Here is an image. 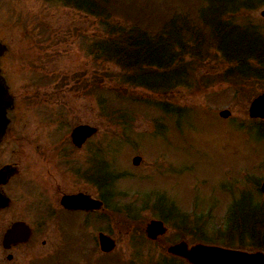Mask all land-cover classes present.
I'll return each mask as SVG.
<instances>
[{
    "label": "rangeland",
    "instance_id": "obj_1",
    "mask_svg": "<svg viewBox=\"0 0 264 264\" xmlns=\"http://www.w3.org/2000/svg\"><path fill=\"white\" fill-rule=\"evenodd\" d=\"M239 1L243 4L227 11L234 0H108L111 23L138 27L149 36L162 33L166 38L169 24L193 36L201 28L202 58L164 55L166 60L175 58L170 70L185 73L178 83L172 77L179 74L165 76L160 83L172 86L151 90L136 85L138 79L129 82L116 60L93 49L108 34L100 19L63 0H0V39L8 44L0 59L1 73L19 90L18 97L33 94L25 98L31 107L22 106L26 126L32 127L42 114L34 110L37 94L56 86L63 89L57 101L42 100L52 121L68 115V106L72 125L82 118V124L98 128L82 146V192L104 198L106 209L82 213V248L79 232L67 231L56 262L186 264L170 256L167 247L183 240L199 243V230L227 231L229 208L231 229L260 228L242 199L264 206L259 191L264 181V121L248 115L253 97L264 92V74L248 64L247 75H239L237 64L214 49V32L202 20L207 10L215 24L238 26L225 24L218 42L229 54L243 55L245 47L264 44V3ZM175 53L180 50L175 48ZM80 81L82 88L72 87L67 95V87ZM23 83L29 86L22 88ZM68 99L70 105L64 106ZM224 109L231 111L229 118L219 115ZM135 156L142 157L139 165L132 162ZM163 210L169 212L164 219L168 233L151 242L144 226L162 219ZM183 215L185 225L180 222ZM193 222L201 228L195 229ZM99 232L116 240L114 251L101 252Z\"/></svg>",
    "mask_w": 264,
    "mask_h": 264
},
{
    "label": "flooded vegetation",
    "instance_id": "obj_2",
    "mask_svg": "<svg viewBox=\"0 0 264 264\" xmlns=\"http://www.w3.org/2000/svg\"><path fill=\"white\" fill-rule=\"evenodd\" d=\"M6 79L14 106L8 114L7 131L0 141V264H60L56 260L66 246L67 231L79 232L82 248V213L85 211L63 203L66 197L82 196V144L78 146L72 139L73 130L82 125V118L71 124L70 107L66 106L71 99H68L63 101L68 115L61 114L52 121L54 117L51 113L47 115L49 109L42 105V100L57 101V94L63 89L51 86L37 94L40 98L34 110L42 114L32 121V127H27L28 123L21 116L22 106L31 107L30 100L25 98L33 94L20 93L18 97L19 90L14 89L8 77ZM26 83L21 87H28ZM72 87L81 89V81L68 86L67 95ZM78 106L82 109V104ZM76 113L82 117L80 109H76ZM54 122L56 126L52 125ZM21 134L24 137H20ZM20 140L25 144H20ZM101 200L106 204L103 198ZM242 203L255 218L264 216V206L255 204L251 198L242 199ZM197 233L201 238L198 242L204 244L264 254V231ZM256 263L264 264V259Z\"/></svg>",
    "mask_w": 264,
    "mask_h": 264
},
{
    "label": "trees",
    "instance_id": "obj_3",
    "mask_svg": "<svg viewBox=\"0 0 264 264\" xmlns=\"http://www.w3.org/2000/svg\"><path fill=\"white\" fill-rule=\"evenodd\" d=\"M66 4L70 2L77 8L82 10V13L100 19L103 22L104 27L108 31L106 39H99L93 44V49L100 52L101 55H107L116 60L119 66L126 71V76L129 82H133V79H138L136 85L148 88L160 90L161 87H171V82L167 83L163 81L160 83V79L168 75L179 74L176 78V82H180L182 79L184 70L181 72L179 69H171L175 62V58L166 60L164 55L172 54L171 57H175L174 54L182 60L186 56L189 58L199 59L202 58L201 54V28L194 29L195 34H184L182 26H175V24H169L166 28V38L162 33L157 36H149L145 31L138 27L122 26L120 24L111 23V14L107 9L108 0H63ZM236 1V0H235ZM234 1V4H235ZM264 1V0H263ZM229 11V10H227ZM205 11L206 17H202L205 27L210 32H214L212 36L215 40L214 49H218L224 56V58L230 63H236L238 68V74H245L247 68H251L248 64H254L259 67L258 72L264 74V44L260 46H247L244 48L243 55H232L218 42L219 30L223 26L236 29L235 25L230 23H223L220 21L215 24L210 18V15ZM226 14V12H225ZM226 27V26H225ZM176 50H180V53H175ZM238 53V52H235ZM106 56V57H107ZM111 59V58H110ZM184 67V66H183ZM169 69V70H168ZM158 72H157V71ZM166 78V77H165ZM164 80V79H163ZM176 83V85H177ZM163 219H168L169 212L164 211L161 213ZM254 219V218H251ZM180 222L186 224L187 217H180ZM256 226L260 227L256 231H264V218L258 219ZM234 231H243L241 229H235Z\"/></svg>",
    "mask_w": 264,
    "mask_h": 264
},
{
    "label": "water",
    "instance_id": "obj_4",
    "mask_svg": "<svg viewBox=\"0 0 264 264\" xmlns=\"http://www.w3.org/2000/svg\"><path fill=\"white\" fill-rule=\"evenodd\" d=\"M264 16V11L262 12ZM7 47L0 41V58L4 55ZM14 106V98L10 94L9 86L6 79L1 74L0 69V140L6 133L9 118L8 112ZM249 117L252 119L264 120V92L254 98L249 106ZM219 115L223 118H229L231 111L229 109L221 110ZM98 132V128L89 124H82L76 127L72 133V139L78 146L83 145L88 138H91ZM142 161L141 156L133 158V164L139 165ZM264 192V182L261 187ZM66 206L82 207V210L92 211L103 208L101 201L93 199L90 195L82 193V196L66 197L64 199ZM168 231L162 220H150L145 228L147 237L155 241L160 236L166 234ZM100 249L104 253L112 252L116 247V241L110 236L100 233L98 236ZM168 253L173 256L185 258L191 264H258L254 263L256 260L264 259V255L248 254L239 251H233L216 246H209L204 244H196L189 247L185 241L171 245L167 249Z\"/></svg>",
    "mask_w": 264,
    "mask_h": 264
}]
</instances>
